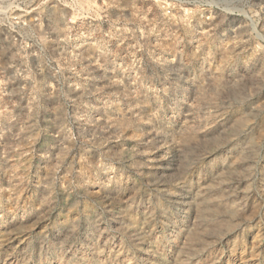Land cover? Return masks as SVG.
Listing matches in <instances>:
<instances>
[{
    "label": "rangeland",
    "instance_id": "rangeland-1",
    "mask_svg": "<svg viewBox=\"0 0 264 264\" xmlns=\"http://www.w3.org/2000/svg\"><path fill=\"white\" fill-rule=\"evenodd\" d=\"M0 264H264V0H0Z\"/></svg>",
    "mask_w": 264,
    "mask_h": 264
},
{
    "label": "built area",
    "instance_id": "built-area-1",
    "mask_svg": "<svg viewBox=\"0 0 264 264\" xmlns=\"http://www.w3.org/2000/svg\"><path fill=\"white\" fill-rule=\"evenodd\" d=\"M166 11L171 14L172 13V9L170 7L166 8Z\"/></svg>",
    "mask_w": 264,
    "mask_h": 264
}]
</instances>
